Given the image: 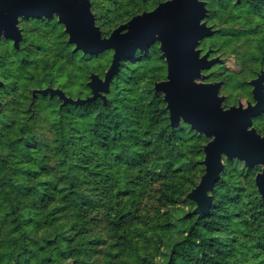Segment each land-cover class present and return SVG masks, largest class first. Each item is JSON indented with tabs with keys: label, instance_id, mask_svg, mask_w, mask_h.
<instances>
[{
	"label": "trees",
	"instance_id": "obj_1",
	"mask_svg": "<svg viewBox=\"0 0 264 264\" xmlns=\"http://www.w3.org/2000/svg\"><path fill=\"white\" fill-rule=\"evenodd\" d=\"M90 1L93 12L108 9L105 14L110 18L104 20L105 15L103 22L101 18L96 22L108 36L163 0H129L120 7L119 0H108L115 9ZM251 1L253 10L263 15L264 0ZM111 52L72 54L92 59ZM261 56L264 66V46ZM163 59L158 42L137 49L121 61L105 99L62 105L58 96L39 94L33 107L27 99L22 102L19 118L0 122V264H115L119 253L112 250L116 248L129 249L141 264H237L241 259L245 264H264V199L256 181L258 201L252 208L247 203L244 211L241 199L249 196L230 182L228 175L235 169L229 166L211 191L209 214L199 216L193 211L196 203L188 194L204 173L201 161L208 138L184 121L171 123L162 94L153 88L160 80L156 71L141 77L135 74L144 63ZM52 74L49 69V80L42 78L31 86L53 85ZM2 81L0 90L6 86ZM138 89L139 106L135 112L127 105L124 110L122 103L136 97ZM36 101L44 107L37 109ZM262 117L257 115L254 121ZM41 122L48 124V131ZM188 141L194 146L185 151ZM182 155L185 158L177 166ZM235 162L240 161L229 163ZM241 163L256 174L254 167ZM143 193L157 197L156 209L163 211L152 224L154 250L137 247L144 240L153 244L138 228L144 223L142 211L133 208ZM183 204L189 208L184 207V212ZM96 206L104 215V239L87 227ZM113 238L118 244L112 247ZM108 241L102 254L99 245Z\"/></svg>",
	"mask_w": 264,
	"mask_h": 264
},
{
	"label": "water",
	"instance_id": "obj_2",
	"mask_svg": "<svg viewBox=\"0 0 264 264\" xmlns=\"http://www.w3.org/2000/svg\"><path fill=\"white\" fill-rule=\"evenodd\" d=\"M67 0H0V39L6 37L19 48L22 32L19 18L58 17L69 34L68 42L75 45L74 51L85 54L113 50L112 62L104 77L93 73L89 81L92 94L86 98L68 96L61 88L46 87L34 89L37 94L59 96L64 104L83 105L98 97L106 98L111 80L117 73L121 61L131 58L137 49H148L159 42L167 63V77L156 82L157 92L164 93L171 123H188L195 131L211 140L204 146L205 172L199 183L188 196L195 201L194 213L209 214L213 205L211 191L221 178L224 157L238 159L248 167L262 165L255 181L264 199V134L254 127V118L264 113V70L252 79L255 102L225 108L220 96L221 81L204 82L203 71L220 62V57H210V51L202 54L199 47L202 40L214 34L215 30L204 18L207 15L205 0H166L154 9L135 15L128 22L114 28L103 36L96 23L90 0H72V8L63 9ZM69 19L72 24H69ZM135 27L134 39L117 46L121 36H127ZM162 37V38H160ZM0 79V87L3 86ZM1 104V100H0ZM214 145V147H211Z\"/></svg>",
	"mask_w": 264,
	"mask_h": 264
},
{
	"label": "rangeland",
	"instance_id": "obj_3",
	"mask_svg": "<svg viewBox=\"0 0 264 264\" xmlns=\"http://www.w3.org/2000/svg\"><path fill=\"white\" fill-rule=\"evenodd\" d=\"M95 2L97 4H107L109 5L107 8L115 9V5L113 3L111 4L108 0H95ZM128 3L129 0L118 1L119 7L126 6ZM205 6L207 8V15L204 18V21L212 26L215 32L211 37L202 40L198 48L202 50V54L210 51V57L218 56L221 61L213 65L210 69L203 71L206 75V79L202 81L222 82L219 94L220 96L223 95L225 97V100L222 103L225 108L234 105L238 106L240 104L246 106L248 102L254 103L255 98L252 92L253 86L250 84V81L257 78L261 70H264V66H261V49L264 46V11L263 15L255 12L252 8L251 0H205ZM107 10L108 9L101 13L97 10L95 11L96 13L93 12L95 18H97L96 22L99 21V18L102 20L105 15L106 17L104 20L110 18L109 13L105 14ZM118 12L122 13L123 9ZM143 12H140L137 15H140ZM20 18L18 26L21 29L23 38L19 48L14 46V41L12 39L6 37L0 39V77L6 83L5 88L0 90V98L2 102L0 106H2L3 110V112H0V122H3L4 124H6L8 120L12 122L15 120L16 116L19 118L22 115V102L25 99L31 102V106L33 107V99L35 98L33 96L34 89H41L50 86L64 89L67 92V95L73 98L88 97L92 94V90L89 86L91 74L96 73L101 77H104L112 62L111 59L113 52H111L108 57L92 59H83L73 55L72 53L75 52V45L68 42L69 34L65 31V26L59 22L57 16H54L51 19L44 17L37 19ZM102 28L103 31H107V26ZM233 34H235L236 37ZM158 65H163L164 70ZM49 69L52 70V77L55 78V83L53 85L47 84L43 87L31 86V83L37 82L42 78H47L49 80ZM155 71L160 76V80L158 81L166 79L167 63L165 57L158 62L155 60L150 63H144L135 69V74L138 77H141L145 73L151 75ZM84 85H88L89 89L87 87L85 88ZM153 88L154 91L157 92L155 85ZM139 92L140 89L134 93L136 97H131L125 103H122L124 110H126L127 105L131 107L133 112H135L134 108L139 106L137 99ZM157 93H161L164 99L163 92ZM36 104L37 109L44 107V104L41 103V101H36ZM41 127L44 131H48V124H45V122H41ZM254 127H256L260 133L264 134V117L256 119L254 121ZM207 138L208 143L211 138ZM207 143H205V145ZM187 144L188 146L185 147V151L190 150V148L194 146V142L191 141H188ZM184 158L185 156L183 155L178 157L176 163L177 166L184 160ZM203 160L204 157L201 162L205 172ZM234 160L238 159L229 160L224 157L225 166L223 172L225 169L227 171L229 166L235 169L234 173L228 175V177L230 178V182L234 186H237V191H242L243 194L249 196L246 201L241 199L240 204L245 211L247 209V203H249V206L252 208L258 201L254 182L256 175L262 171L263 166H254L256 174H252L246 169L244 164L241 163L243 162L241 160H238L240 162H235L236 164L234 165H230L229 162ZM157 195H159L158 192ZM125 200L128 201V198L126 197ZM136 200L133 208H140L144 221V223H141L138 228L147 234V236H145L146 238L153 239V244L148 245L144 240L137 242V247L142 251L154 250L156 227H153L152 224L157 219L162 218L161 214H163V211L158 212L156 209V207L159 206V200H157V197L155 196L148 197L143 193L138 196ZM184 207L185 210L189 209L186 207V204H183V212ZM103 216L102 208L96 206L92 217L89 218L87 227L104 239L106 238L107 233L104 230ZM134 230L138 229L135 228ZM138 239L139 236L137 235L133 238V242L135 243V240ZM111 244L112 247L113 245L116 246L118 244L117 238H113ZM109 245V241L102 242L101 245H99L102 254H104V248H107ZM112 253H119L118 259L113 260L115 264H141V261H137L132 251L129 249L121 250V248H116L112 250ZM237 264H245L244 259L238 261Z\"/></svg>",
	"mask_w": 264,
	"mask_h": 264
},
{
	"label": "snow or ice",
	"instance_id": "obj_4",
	"mask_svg": "<svg viewBox=\"0 0 264 264\" xmlns=\"http://www.w3.org/2000/svg\"><path fill=\"white\" fill-rule=\"evenodd\" d=\"M71 8H72V0H67V3H66V5H65V7L63 9L57 8L56 10L61 11L62 15H64V10L65 9H71ZM69 24L70 25L72 24V20L71 19H69ZM135 31H136V28L133 27L132 28V31L129 32L127 36H121V37H119L118 40H117V46L120 47L124 43H126V42H128L130 40H133L134 39V33H135ZM160 38H162V37H160ZM211 147H214V145H212Z\"/></svg>",
	"mask_w": 264,
	"mask_h": 264
},
{
	"label": "flooded vegetation",
	"instance_id": "obj_5",
	"mask_svg": "<svg viewBox=\"0 0 264 264\" xmlns=\"http://www.w3.org/2000/svg\"><path fill=\"white\" fill-rule=\"evenodd\" d=\"M31 18H33V17H31ZM21 19V18H20ZM26 19H30V18H26ZM37 19V18H36ZM20 22V21H19ZM19 22H18V25H19ZM20 28V27H19ZM20 44H21V42H20Z\"/></svg>",
	"mask_w": 264,
	"mask_h": 264
}]
</instances>
